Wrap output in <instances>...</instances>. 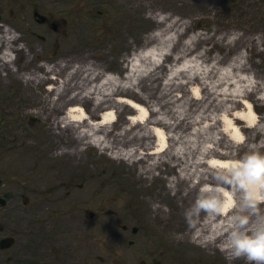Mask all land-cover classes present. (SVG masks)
Listing matches in <instances>:
<instances>
[{
  "label": "rangeland",
  "instance_id": "rangeland-1",
  "mask_svg": "<svg viewBox=\"0 0 264 264\" xmlns=\"http://www.w3.org/2000/svg\"><path fill=\"white\" fill-rule=\"evenodd\" d=\"M149 9L172 14L167 21L184 28L180 41L203 29L196 50L206 47L209 58L219 51L229 59L254 39L247 57L256 80H264V0H0V24L22 33L27 45L15 56L19 73L0 69V194L13 192L0 205V238H14L0 247V264H230L219 250L179 240L187 229L179 200L165 203L173 218L152 214L159 181L140 179L135 167L94 146L78 156L55 155L67 140L38 118L39 97L20 80L40 61L64 58L123 74L122 54L144 44V33L159 25L145 16ZM185 18L191 22L181 23ZM234 28L243 34L226 45L220 34ZM27 54L34 56L30 63Z\"/></svg>",
  "mask_w": 264,
  "mask_h": 264
},
{
  "label": "clouds",
  "instance_id": "clouds-1",
  "mask_svg": "<svg viewBox=\"0 0 264 264\" xmlns=\"http://www.w3.org/2000/svg\"><path fill=\"white\" fill-rule=\"evenodd\" d=\"M171 15L161 10L145 12L146 17L164 23L144 33V44L134 45L131 52L122 54L123 74L99 67L96 61L74 65L63 79H70L72 71L82 69L91 83L81 81V89L73 95L89 97L93 108L102 105L103 111L98 113L100 118L93 119L83 104L69 106L59 116V122L75 130L76 138L83 140L81 149L89 143L101 152L109 148L108 155L131 163L143 155L141 145L130 143L114 147L109 134L124 111L122 103L132 104L137 111L129 112V123L116 132L123 136L129 128L139 124L129 138L149 137L144 147L157 153L150 159L146 157L145 167L154 169L167 161L177 166L178 174L167 177L172 194H176L179 179L188 182L184 195L195 190L194 199L183 210L191 241L202 247L214 244L230 264L240 258L245 264H264V113L253 111V104L246 99L252 92L257 99L264 98V81L257 82L254 73L244 71L248 56L244 48L234 53L227 63L222 62L219 51L211 58L207 56L206 47L193 51L203 29L189 32L180 41L179 33L184 28L178 31L171 28L173 21H166ZM179 19L174 17V21ZM190 22L188 18L181 21ZM2 27L0 38L6 42L16 41L22 35L10 25ZM242 34V29L234 28L227 34L221 33L220 37L226 35L223 42L227 45ZM134 39L129 37L130 41ZM18 48L27 51L26 42L19 40L11 47L0 49V59L14 61ZM40 64L46 69L39 74L41 78L56 75L57 62L42 60ZM162 65L166 71H161ZM11 67L15 70L16 65L12 63ZM154 74L162 77L161 88L158 98L150 99V93L143 91L141 85ZM22 75L25 82L31 77V73ZM55 88L51 94L53 102L64 83H58ZM129 90L144 97L147 106L119 95ZM209 93L215 97V105L193 104L194 99L199 100ZM182 122L183 126L178 127ZM54 130L58 132L59 128ZM165 148L168 152L161 155ZM75 151L74 147L61 146L54 154ZM158 206V203L152 205L153 208ZM163 207L167 209V205ZM184 234L178 235L183 237Z\"/></svg>",
  "mask_w": 264,
  "mask_h": 264
},
{
  "label": "bare ground",
  "instance_id": "bare-ground-1",
  "mask_svg": "<svg viewBox=\"0 0 264 264\" xmlns=\"http://www.w3.org/2000/svg\"><path fill=\"white\" fill-rule=\"evenodd\" d=\"M167 19H168V17H166V21H167ZM158 22H159V25H162L164 23V22H160V21H158ZM170 27L174 28L175 26L171 24ZM2 32H3V27H2V24H0V33H2ZM182 34H183V32L179 33V36H181ZM70 35H71V33H70ZM202 39H205V37L200 36V38L196 41V44H197V42L201 41ZM19 40H21V37H19L18 40L12 41V42H6L4 39L0 38V49H3L5 47H11V44L18 43ZM253 41H254V39L245 40L244 43L242 42L244 44L242 48L248 49L249 46L251 45V42H253ZM259 42L264 43V40L260 39ZM229 45H231V44H229ZM177 47H179V43L177 44ZM20 50H21V48L15 49V52L18 53ZM195 50L196 49H194L193 51H195ZM207 56L209 58L208 54H207ZM33 59H34V56H31L30 54L26 55L27 63L32 62ZM230 59H231V57L229 59H226L225 57H223L222 62L227 63ZM61 61H63L64 63L63 64L59 63ZM75 61L76 60L74 58H67V59L64 58V59H61L59 61H55V62H57V71H56L55 76L47 74L45 78H41L39 74L42 72H46L45 67L43 65H34L29 70H27L28 71L27 73H31V77L27 80V82H25V76L24 75H22L20 78V80L23 83V86L25 88H28L32 92H34L39 97L38 105L40 106V109L36 113L38 118L44 120V122H46L48 124L49 129L51 131H53L55 134H57L56 135L57 137L65 138L67 140V143H66L67 147H69V148L74 147L76 149L75 152H72V153L65 152L64 153V154H67L69 156H72V155L78 156L79 154H81L82 152H84L86 150L87 146H94V147H96V146L89 143V144H87L86 147L81 149L80 144L83 143V140H78L76 138V136L74 135L75 130L71 126H68V125L62 126L59 122V119H58L59 116L69 106H75L78 104H83L85 107V110L89 112L90 116L93 119L100 118L98 113L103 111L102 105L101 106H95V108H93L92 100L89 97H83L79 94L73 95V92H76L77 89H81V87H82L81 81H87V77H86V75L82 69H77L75 71H72L70 73V79H68V80L63 79L65 74L69 73L70 69H72L74 65H76V64L85 65L90 60H86L83 62H80L78 60L76 62ZM249 61L250 60L247 57V64L244 68V71L254 73L253 72L254 69L250 65ZM12 63L16 64V58L14 59V61L0 59V69H3L4 71L10 70L12 73H19V71H21V68H15V70H13V68L11 67ZM97 65L99 67L106 69V67L102 64L97 63ZM161 71H166V69H164L163 65L161 66ZM117 72H119V71H117ZM255 78H256V74H255ZM96 79H99V76H97ZM161 79H162V77L160 75L154 74L152 77L146 78L142 82V85H141L142 90L150 93V97H149L150 99L158 98L157 93L160 91V88H161ZM259 81H264V80H257V82H259ZM61 82L64 83V88L61 90V93L58 96V98L56 99V101L53 102L51 100V94L56 91L55 85H57L58 83H61ZM87 83H91V81H87ZM45 84H50L51 85L50 88L45 89L44 88ZM255 87L258 88L259 83H257V85ZM204 91L205 90L202 89V92H204ZM46 92L49 93V95L46 96L45 95ZM119 95L124 97L125 100H132V101H134V103H139V104L147 106L148 101L144 97L140 96L138 93H136L134 91L129 90L127 92H121V93H119ZM246 99H248V101L253 104V111H255L257 114H259L257 111V102H262L261 104L264 105V98L257 99L255 92H252V93L248 94ZM203 103H209V106L211 107V106L215 105L216 99L211 93H209L207 96H202L199 100H195V99L193 100L194 105H201ZM122 107L124 108V111L120 114V116H122L125 113L137 111V109L134 108L132 104L122 103ZM127 123H129V121L127 120V117L125 119L118 120L115 123L113 132L109 134L113 138V146L119 147L122 144L126 145V144H130V143H139L141 145V150L143 151V155H141L138 159L133 160L131 163H129L127 160H125L123 158H116V157H113V158L126 162L128 164V166H130V169L135 167L137 175H138V177H140V179H144L146 181H151V183H153V181H159L160 182V186L155 192L156 199L151 200V212L155 217H158L160 219H164V218H168V217L171 218L174 215L176 216L175 212L173 213V211H171L169 208L165 209L163 207L165 205L166 201H177V200H179L180 203H179V209H177V212L183 213L184 208L188 206L185 204L186 201L184 202L183 200L185 199V200L191 201L192 199H194L195 190L193 189V190L189 191L187 195H184V192L187 188L188 182L184 179H179L177 182V186H176V194L173 195L172 190L168 187L167 177L172 175V174H178L177 173V166H173V165L169 164L167 161H164L160 165L156 166L154 169L146 168L145 167L147 164L146 157L150 159L153 156H155L157 153L155 151L150 152L144 147V142L146 140H148L149 137L131 136V138H129L131 133L135 130V128L140 127L139 124L133 126L132 128H129L123 136L119 135L116 132V129L120 128L122 125L127 124ZM182 126H183V122L178 127H182ZM56 128H59L58 132L54 130ZM245 131L252 132L254 130L253 129H245ZM258 137H259V133L257 134V138ZM109 150H110L109 148H106L105 151L101 152V153H107ZM167 152H168V149L165 148L163 150V152L160 154L163 155V154H166ZM156 203H158L159 206L156 208H153L152 205L156 204ZM173 225L174 226L172 227V231L176 232L178 230L176 223ZM178 238H179V240H185V241L189 242L193 246L203 248V250L206 252L208 250H219L218 248L215 247L214 244H211V243L207 247H202L196 243H193L190 239V231H187L183 235V237L179 236ZM240 259H242V258H240Z\"/></svg>",
  "mask_w": 264,
  "mask_h": 264
},
{
  "label": "water",
  "instance_id": "water-1",
  "mask_svg": "<svg viewBox=\"0 0 264 264\" xmlns=\"http://www.w3.org/2000/svg\"><path fill=\"white\" fill-rule=\"evenodd\" d=\"M37 15V13H36ZM43 19V17H42ZM13 196V192L11 191H8L6 193H4V195H0V205L1 206H4L6 203H7V200L9 198H11ZM0 229H1V226H0ZM134 231H136V229H134ZM14 242V238L13 237H6V238H3L1 241H0V247L1 248H7V247H10L12 245V243Z\"/></svg>",
  "mask_w": 264,
  "mask_h": 264
},
{
  "label": "flooded vegetation",
  "instance_id": "flooded-vegetation-1",
  "mask_svg": "<svg viewBox=\"0 0 264 264\" xmlns=\"http://www.w3.org/2000/svg\"><path fill=\"white\" fill-rule=\"evenodd\" d=\"M0 195H2V196H3V195H4V193H3V194H0ZM1 227H2V226H1ZM6 237H9V236H3V237H1V238H0V241H1L3 238H6Z\"/></svg>",
  "mask_w": 264,
  "mask_h": 264
}]
</instances>
